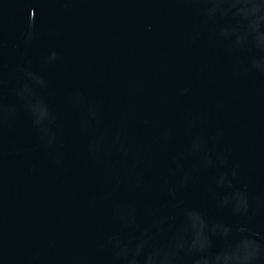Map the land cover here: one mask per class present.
<instances>
[{
	"label": "water",
	"instance_id": "95a60500",
	"mask_svg": "<svg viewBox=\"0 0 264 264\" xmlns=\"http://www.w3.org/2000/svg\"><path fill=\"white\" fill-rule=\"evenodd\" d=\"M0 264H264V0H0Z\"/></svg>",
	"mask_w": 264,
	"mask_h": 264
}]
</instances>
